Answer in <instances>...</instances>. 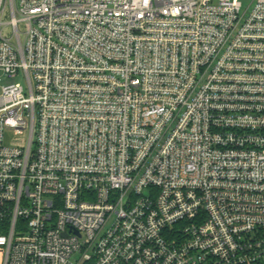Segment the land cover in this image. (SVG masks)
I'll return each mask as SVG.
<instances>
[{"label":"built area","instance_id":"obj_1","mask_svg":"<svg viewBox=\"0 0 264 264\" xmlns=\"http://www.w3.org/2000/svg\"><path fill=\"white\" fill-rule=\"evenodd\" d=\"M0 264H264V0H0Z\"/></svg>","mask_w":264,"mask_h":264},{"label":"rangeland","instance_id":"obj_2","mask_svg":"<svg viewBox=\"0 0 264 264\" xmlns=\"http://www.w3.org/2000/svg\"><path fill=\"white\" fill-rule=\"evenodd\" d=\"M9 141V138H8V136H6V142H8Z\"/></svg>","mask_w":264,"mask_h":264}]
</instances>
